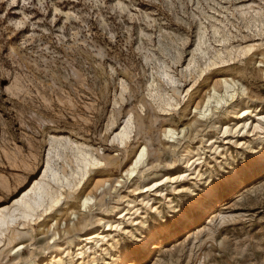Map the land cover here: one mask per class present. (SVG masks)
Returning <instances> with one entry per match:
<instances>
[{"label":"rangeland","instance_id":"374dc122","mask_svg":"<svg viewBox=\"0 0 264 264\" xmlns=\"http://www.w3.org/2000/svg\"><path fill=\"white\" fill-rule=\"evenodd\" d=\"M260 115L264 0H0V264H264ZM80 151L100 163L71 190ZM36 181L64 197L26 221Z\"/></svg>","mask_w":264,"mask_h":264},{"label":"bare ground","instance_id":"6f19581e","mask_svg":"<svg viewBox=\"0 0 264 264\" xmlns=\"http://www.w3.org/2000/svg\"><path fill=\"white\" fill-rule=\"evenodd\" d=\"M243 50H245V49H243ZM214 63H215V61H214ZM223 86H224V93L223 94L218 93L216 90H214V91L212 90L213 95L208 97V100H207V103H206L204 110L202 112L200 111V114L202 117H206L210 113V111H211L210 107H211L212 103L215 102L217 104V106H220L223 103H225L227 105V103L229 102L230 99H234V97L237 94L236 83L233 82V80L230 81V80L224 79L223 80ZM167 105H169V107H171V103H167ZM262 120L264 121V116L260 115L257 122L260 123ZM129 125H130V121H128L126 123V125L122 128V130L117 134V138H119L121 140L122 144L125 143L126 140L129 139V135H130ZM175 135H177L176 132L173 129L169 128L166 136L173 139L175 137ZM146 154H147L146 147H143L141 149L140 153L137 155V159L135 160V162H134L133 166L131 167V169L129 170L128 174H130L131 176H133L135 174L137 168L142 163H144V159H145ZM99 160L100 159L95 158L91 153H85V152L80 151V156H79V158H77L78 169L75 170L69 177L66 175L64 176V179L68 183V186L69 187L71 186L70 187L71 190L75 189L76 187L78 188L79 185L82 184L85 177H87L88 169L98 165L100 163ZM48 166H50L49 161H47V167ZM53 176H54L56 181L61 182V178L59 177V174L57 172H53ZM63 197H64L63 192L57 191V190L54 191L52 188H50L48 186H44L43 184H41L40 181H36V183L33 185L32 189L29 192L25 193L21 197L20 200L16 201L17 208L15 209V212H20L21 219L26 220V221H33L34 217H41L42 214L47 213V212L51 211L52 209H54L55 207H57L62 202ZM85 198L86 199L84 200L83 205H82L84 207V209H86V207L92 201V198L89 196H87ZM203 201H205V200H203ZM203 201H202V203H203ZM39 210H42V214H40V215L38 213ZM12 218H13V214L7 215L5 213L4 209L0 210V235H6L5 231L10 230V226L13 224ZM228 220H230L229 216L225 215L222 211H218L217 213H215V216L212 217L211 223L209 225H207L206 227L204 226L205 228L201 227L202 230L200 229L199 231L197 230L198 231L197 233L195 232V234L193 236L194 240L199 239L200 236L205 232H207L209 235L214 234V231H216L215 227H217V226L219 227V225H222L223 223L227 222ZM15 233L16 232L12 231L11 235H9V237H8V242L10 244H12L15 240V237H16ZM168 235H171V232H168ZM201 237H203V236H201ZM154 238L155 237H153L152 239H154ZM164 238L167 239L166 237H164ZM77 241L79 242V240H77ZM199 242H200V240H199ZM192 243H194V242H192ZM157 244H158V242L156 241L154 244L155 245L154 248H156ZM145 246H146V244H142L138 249H136L133 252L132 256L138 257L141 254H143L144 249L146 248ZM191 246H192V244H191ZM17 247H19V246H16L15 248H17ZM126 257L128 258L129 256H126ZM126 263L129 264L128 261Z\"/></svg>","mask_w":264,"mask_h":264}]
</instances>
